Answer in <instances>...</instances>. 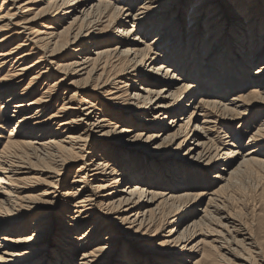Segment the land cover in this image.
Wrapping results in <instances>:
<instances>
[{"label": "bare ground", "instance_id": "bare-ground-1", "mask_svg": "<svg viewBox=\"0 0 264 264\" xmlns=\"http://www.w3.org/2000/svg\"><path fill=\"white\" fill-rule=\"evenodd\" d=\"M198 1H2L0 264H264L222 197L264 167V0Z\"/></svg>", "mask_w": 264, "mask_h": 264}, {"label": "rangeland", "instance_id": "rangeland-1", "mask_svg": "<svg viewBox=\"0 0 264 264\" xmlns=\"http://www.w3.org/2000/svg\"><path fill=\"white\" fill-rule=\"evenodd\" d=\"M3 0H0V9H1V3H2ZM115 1V0H113ZM202 0H199L198 2H201ZM221 1V0H219ZM251 0H244L242 5L246 8L249 7V3H250ZM26 2V1H25ZM25 2H23L22 5L25 4ZM222 3V2H220ZM234 4V3H233ZM237 5V4H236ZM45 6L44 3H37V5L34 6V8H32V12H30V14H26L25 16H28L29 15V18H33L34 15H36V13L42 9L43 7ZM25 9L21 10V11H24ZM3 11H4V8H3ZM68 21H71V20H68ZM47 23H49V21H46ZM43 25H48V24H43ZM132 25V24H130ZM59 26H63V24H59ZM84 26V24H81L79 23L75 29H77L78 27H82ZM35 29H38L40 32H44L46 30L42 29L39 27V25H34L33 26ZM56 27V26H55ZM64 28L68 27L67 24L63 26ZM62 27V28H63ZM58 28V32H61L62 31V28H59V27H56ZM188 28L189 26H187L185 29L186 31H188ZM117 29H121V27H117L115 29H113L112 31H109L107 34H110V36H108L106 38V40H110L112 38H114L118 33H117ZM11 33H7L6 35L4 36H8L10 35ZM160 34V31H155V33L148 38V43L152 42L153 40H155ZM206 38V37H205ZM205 38H201L203 41H205L206 39ZM201 39H199L201 41ZM19 40V39H18ZM22 41L25 40V38L21 39ZM214 43V42H213ZM14 47L18 44L17 41L14 42ZM262 47V45H260V48ZM259 48V49H260ZM34 49V47L28 45V47L25 48V52H29V50H32ZM24 52V53H25ZM33 52H38L37 50H34ZM40 56V55H39ZM39 56H34L32 57L31 59V62H35L38 60ZM258 67H254L253 69H251L250 71H247L248 74L252 73L255 69H257ZM250 72V73H249ZM7 74V71L3 74L6 75ZM35 74V73H34ZM34 74H31L29 77L33 76ZM28 77V78H29ZM29 81H25L23 83V86L21 89L19 90H22L24 87H26L28 85ZM44 83V82H43ZM42 83V84H43ZM54 83V80H52L51 84ZM141 85V84H139ZM42 86V85H41ZM250 87L252 86H247L242 92L243 93H248V90L250 89ZM19 92V91H18ZM64 90L63 89H60V94H61V98H63L64 96H62V94H64ZM239 92H232L229 97H234L238 94ZM196 95V94H195ZM202 95H199L198 98H200ZM204 96V95H203ZM99 101V100H98ZM189 101L186 100L184 101V104H187ZM3 103V101H0V107H1V104ZM6 110H4L2 112L1 108H0V114L2 113L3 115L2 116H8L10 114V112H5ZM46 115L44 117V119L50 117L54 112H56V108L53 109L51 111H46ZM239 123L241 122H236L234 123L233 125V130H232V134L234 135L236 132H237V126H239ZM11 127H13V125H9L6 132H3L1 135H3L4 137H7V134H8V131L11 129ZM250 127V125H248L246 127V130ZM56 128V126L52 125L51 127V131L54 130ZM245 129V126L243 127L242 126V129L243 130ZM149 133H153V131H149ZM67 134H63L61 135L62 136V139H65ZM109 142V141H108ZM106 142L104 144H102L104 147H110L111 145H109V143ZM195 141L190 137L185 146L186 147H189V144L190 146L194 143ZM246 142H247V138L244 140V146L246 145ZM113 147V146H112ZM99 148H95V150H98ZM102 147L100 148V151H101ZM95 151H90V157H93V155H95L94 153ZM150 154V155H149ZM136 156H134V160H141L142 158H140L139 156L143 157L142 155H137V154H134ZM148 155L149 156H153L154 158H156L153 153H151V151L149 150L148 152ZM157 161V159H154ZM153 162V161H151ZM82 163L78 162V163H75L73 168L70 170V172L67 174L68 175V181L71 183V181L73 180V176L76 172V169L81 166ZM47 166V165H45ZM244 170V169H243ZM241 170V171H243ZM164 171V170H163ZM240 171V172H241ZM165 173V172H164ZM184 179H185V184L186 186H188L187 183L190 184V186H195L197 185V183L194 182V185L193 183L191 182V179L188 178L187 180V177H185L183 175ZM50 179H47L45 177H40L39 176V179L37 182H34L32 184V189H35L36 188V191H34L32 194V196H36L38 199H41V200H45V201H51V199H49V197H42L41 195L44 193L45 189H47L48 187L44 186V184L48 185L50 184ZM235 182H236V185L231 189V191H227L225 193V195H222L224 201H225V204L227 206V209H229L231 212L235 213L238 217H239V220L242 221L245 225H247V227L253 231L254 234L257 235V237H260L259 239H262L264 240V167L263 166H251V167H248L247 169H245L243 172H241L235 179ZM40 184V185H38ZM43 184V185H42ZM109 184V183H108ZM133 184H137L136 182L133 183ZM112 185V184H111ZM36 186V187H35ZM201 187L199 186H195V187H191V188H194V189H197L198 191H203L204 190V186L203 185H200ZM214 186V185H213ZM212 188H215L216 186H214ZM165 187H162V189L164 191H166L167 189H164ZM28 192V191H27ZM30 192V191H29ZM47 212H50V209H45ZM59 217L60 214H58ZM34 217H36L34 215ZM63 218V217H62ZM35 219V218H34ZM59 219V218H58ZM33 221V219L31 220ZM33 223V222H32ZM30 223V225L32 224ZM85 230V229H84ZM83 230V231H84ZM82 231V232H83ZM163 233H159L158 234V237L154 239V244H151V245H157L158 243H160L161 241H163ZM150 242V241H149ZM73 244H75V242H72ZM155 252V251H154ZM82 252H79L77 257H75V262L74 264H78L80 261V258H81V255Z\"/></svg>", "mask_w": 264, "mask_h": 264}]
</instances>
